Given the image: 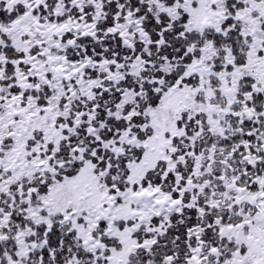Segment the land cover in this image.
I'll return each instance as SVG.
<instances>
[{"label":"snow or ice","instance_id":"6c2138e0","mask_svg":"<svg viewBox=\"0 0 264 264\" xmlns=\"http://www.w3.org/2000/svg\"><path fill=\"white\" fill-rule=\"evenodd\" d=\"M0 264H264V0H0Z\"/></svg>","mask_w":264,"mask_h":264}]
</instances>
